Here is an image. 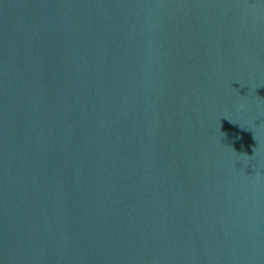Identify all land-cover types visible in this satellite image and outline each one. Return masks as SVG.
Masks as SVG:
<instances>
[{
	"label": "water",
	"instance_id": "95a60500",
	"mask_svg": "<svg viewBox=\"0 0 264 264\" xmlns=\"http://www.w3.org/2000/svg\"><path fill=\"white\" fill-rule=\"evenodd\" d=\"M0 264H264V0H0Z\"/></svg>",
	"mask_w": 264,
	"mask_h": 264
}]
</instances>
